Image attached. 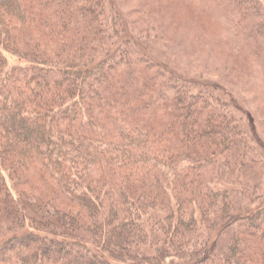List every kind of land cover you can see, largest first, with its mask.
Here are the masks:
<instances>
[{"label": "trees", "instance_id": "trees-1", "mask_svg": "<svg viewBox=\"0 0 264 264\" xmlns=\"http://www.w3.org/2000/svg\"><path fill=\"white\" fill-rule=\"evenodd\" d=\"M119 15L0 0V264H264V206L244 218L202 177L235 180L241 131Z\"/></svg>", "mask_w": 264, "mask_h": 264}, {"label": "rangeland", "instance_id": "rangeland-1", "mask_svg": "<svg viewBox=\"0 0 264 264\" xmlns=\"http://www.w3.org/2000/svg\"><path fill=\"white\" fill-rule=\"evenodd\" d=\"M116 1L122 18L116 28L126 30L121 37L166 65L168 73L193 88L199 84L195 92L206 91L217 112L226 111L241 131L234 157L245 153L246 159L235 168V180L229 182L214 167L202 177L209 186L224 189L246 218L264 206V0ZM230 234L224 231L216 248Z\"/></svg>", "mask_w": 264, "mask_h": 264}]
</instances>
